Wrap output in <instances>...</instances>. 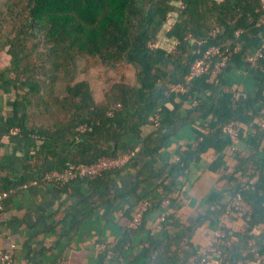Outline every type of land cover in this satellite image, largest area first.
<instances>
[{"label": "trees", "instance_id": "16d2710c", "mask_svg": "<svg viewBox=\"0 0 264 264\" xmlns=\"http://www.w3.org/2000/svg\"><path fill=\"white\" fill-rule=\"evenodd\" d=\"M259 1L0 0V54L9 57V64L0 67V82L13 92L5 122L23 140L34 141L21 169L0 179V193H7L0 214L18 191L42 185L48 172L132 151L134 156L123 168L94 179L52 185L85 186L90 194L83 202H92L88 214L101 207L110 210L121 201L129 204L121 240L102 250L98 264L110 256L116 264L123 260L207 264L210 258L216 264H264V125H259L264 110V57L254 68L246 62L247 55L264 43V24L256 26ZM213 31L215 36L210 35ZM212 46L228 50L224 65L215 68L221 60L216 55L208 72L186 84L194 61ZM92 61L108 69L132 66L135 82L113 83L97 101L87 79L76 81L87 74ZM212 71L215 81L210 80ZM172 84L187 87L186 93L170 92ZM157 108L160 117L154 125L150 117ZM231 123L238 135L235 142L222 134ZM81 125L89 130L80 132ZM186 127L193 131L192 140L179 146L176 161L158 166L168 144ZM209 152L214 157L209 171L227 187L213 192L201 212L189 215L186 222L164 214L158 226L169 233L156 238L149 234L133 254L131 239L144 230L150 210L160 212L166 201L168 208H174L178 178ZM227 157L234 163L230 170ZM128 166L135 169L130 185L121 192L106 189L108 180ZM150 191L157 197L150 198ZM236 193L249 211L231 210L230 217L242 225H223V241L230 245L219 244L222 253H209L203 260L194 233L201 223L220 222L228 203L225 198L233 196L231 202ZM141 201L149 205L139 226L132 229L129 225ZM77 227L73 223L62 235L76 233ZM8 249L11 245L3 252ZM28 252V262L35 264L37 252ZM65 259L61 253L52 264Z\"/></svg>", "mask_w": 264, "mask_h": 264}, {"label": "crops", "instance_id": "0c3cea01", "mask_svg": "<svg viewBox=\"0 0 264 264\" xmlns=\"http://www.w3.org/2000/svg\"><path fill=\"white\" fill-rule=\"evenodd\" d=\"M238 73L240 76L243 74ZM12 101L13 92L10 86L0 82V179L7 174L12 176L10 174L12 171L20 170L34 146L32 139L23 140L16 135L17 133H12L7 128L5 121L10 115ZM193 137L190 127L182 129L178 137L173 139L162 153L158 166L176 161V150L179 146H185ZM236 146L240 147L239 149L243 147L240 143ZM213 159L212 153L209 152L199 163L191 167L188 173L178 178V191L173 194V198L176 199L174 208H168L166 201L162 204L160 212L150 210L144 230L131 239L133 254L138 253L142 241L149 234L156 238L168 232L161 231L158 226L160 215L172 214L181 222H186L189 215L194 217L201 212L203 203L213 192H220L222 188L227 187L225 181H219V176L209 171L208 167ZM225 162L228 170L234 165L229 157ZM134 172V167L128 166L119 175H113L105 184V188L113 187L118 192L125 190L130 185ZM152 192L148 193L149 197H157V192ZM88 194L90 192L87 188L79 183L66 188H56L43 183L33 189L18 191L5 203L4 213L0 214V252L11 245L14 251L13 264H32L27 259L29 249L37 252L35 264H52L55 256L61 253L71 264H98L102 250L121 240L122 227L127 222L124 215L129 204L121 201L110 210L101 207L98 211L88 214L92 202H83ZM231 197L233 196H227L224 200L228 202L226 210L231 203L229 200ZM231 215L232 211L215 224H199L192 238L194 243L200 247L206 245L220 224L234 228L241 226V220H233ZM76 222L78 225L76 233L70 235L66 233V236H63L62 232L69 230ZM110 257L104 264H116L113 256ZM131 262L130 264H136ZM121 264L128 263L123 260ZM207 264L216 262L210 258Z\"/></svg>", "mask_w": 264, "mask_h": 264}, {"label": "built area", "instance_id": "2783aa9c", "mask_svg": "<svg viewBox=\"0 0 264 264\" xmlns=\"http://www.w3.org/2000/svg\"><path fill=\"white\" fill-rule=\"evenodd\" d=\"M222 0H217V2H221ZM259 11H260V18L258 19V22L256 23V26H259L261 24H264V0L259 1ZM241 33V30L237 31L236 34L238 35ZM216 31L211 32L210 35L215 36ZM151 47V46H150ZM152 48V47H151ZM237 50V49H236ZM228 50L221 51L219 47L212 46L208 48L206 51H204L192 64L190 68V73L186 78V84L191 83L194 79L202 76L206 72L209 71V66L211 65V58L220 55L221 60L215 65V68L223 66L227 56L224 55ZM230 55V54H229ZM264 57V43H262L260 46H258L254 51L247 55L246 62L249 64L251 68L256 67L258 61ZM211 81H215V72H211ZM170 92L174 94H184L187 91V87L181 86V85H170L169 86ZM160 108H157L152 116L150 117V122H152L154 125L158 124V118L160 117ZM262 116L259 117V125H264V110L261 112ZM78 130L80 132H84L86 130H89V128L86 125H81ZM12 133H17V130H12ZM222 134L227 136L232 142L237 141L238 135L237 131L234 128V125L231 123L229 125H226L222 128ZM235 145L232 144L231 150H235ZM134 156V152L128 151V153L122 154L119 157L116 158H101L96 163L91 165H85V164H78V165H69L67 169L64 171H51L44 175L43 180L44 183H47L49 185H57V186H64L65 184L71 182L72 180H81L85 178H96L99 177L103 172L110 171V170H117L120 168H123L124 166L129 163L131 157ZM257 180V178H253L250 182V184L254 183ZM31 185L35 186L36 182L33 181ZM26 185H23V189H26ZM7 193H0V210L2 209V203L4 199H6ZM149 205V202L147 201H141L138 205V211L134 215L132 221L130 222L129 227L132 229H136L142 219L143 213L147 210ZM233 211H238L242 213H247L249 211V206L244 202L242 196L240 193H236L234 198L232 199L230 205L228 206V209L223 214L222 218H224L228 213ZM164 214L160 215L158 218L159 222L164 221ZM222 224L218 226V228L215 230L212 239L203 247H200L198 254L199 256L204 258L207 257V254H216L220 255L222 253V250L217 248L219 244L226 245L227 247L230 245L229 242H224L223 238L225 237V233L222 230ZM13 250L8 249L5 252H0V262L2 264H13ZM54 264H70L69 261L66 260H57L54 262ZM240 264V263H239Z\"/></svg>", "mask_w": 264, "mask_h": 264}, {"label": "rangeland", "instance_id": "374dc122", "mask_svg": "<svg viewBox=\"0 0 264 264\" xmlns=\"http://www.w3.org/2000/svg\"><path fill=\"white\" fill-rule=\"evenodd\" d=\"M9 64V57L0 54V65ZM87 79L93 90L97 101L102 99L104 91L113 83L123 81L128 84L135 82V69L129 65L118 66L116 69H108L92 61L87 70V74L77 78L76 81Z\"/></svg>", "mask_w": 264, "mask_h": 264}]
</instances>
